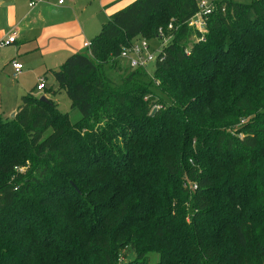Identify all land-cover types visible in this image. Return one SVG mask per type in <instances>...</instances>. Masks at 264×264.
I'll use <instances>...</instances> for the list:
<instances>
[{"label":"trees","instance_id":"obj_1","mask_svg":"<svg viewBox=\"0 0 264 264\" xmlns=\"http://www.w3.org/2000/svg\"><path fill=\"white\" fill-rule=\"evenodd\" d=\"M197 2L134 0L53 70L76 121L32 91L0 117V264H264V0L202 40ZM170 20L162 61L119 57Z\"/></svg>","mask_w":264,"mask_h":264},{"label":"crops","instance_id":"obj_2","mask_svg":"<svg viewBox=\"0 0 264 264\" xmlns=\"http://www.w3.org/2000/svg\"><path fill=\"white\" fill-rule=\"evenodd\" d=\"M31 1L35 3L30 5ZM59 1L0 0V38L15 37L12 43L0 47V101L8 112L0 117L15 113L21 97L30 91L53 100L58 107L62 91L45 92L56 87L52 71L69 55L87 50L83 43L99 32L89 26L97 23L101 28L111 13L134 0ZM12 61L22 64L19 71H15ZM40 78L45 87L37 90Z\"/></svg>","mask_w":264,"mask_h":264},{"label":"built area","instance_id":"obj_3","mask_svg":"<svg viewBox=\"0 0 264 264\" xmlns=\"http://www.w3.org/2000/svg\"><path fill=\"white\" fill-rule=\"evenodd\" d=\"M59 2H61V0ZM34 3L35 1H31L29 4L33 5ZM214 8V0H198L197 11L187 21V24L190 28H193L194 30L202 34L198 38L196 37V40L204 39L203 33L207 31V17L214 10ZM175 28H177V26L175 25L174 21L170 20L165 28L158 27L157 35L153 41H150L145 37H138L133 39L127 46L122 47L119 57L124 60L131 68L141 67L148 70V66L151 63L162 61L164 59V47L171 39V31ZM14 39V35L0 38V47L12 43ZM83 46L88 48L90 46V41H85L83 43ZM12 65L15 71H19L22 67V64L16 61H12ZM44 87L45 84L43 78H40L39 82L36 85V89L41 90Z\"/></svg>","mask_w":264,"mask_h":264},{"label":"rangeland","instance_id":"obj_4","mask_svg":"<svg viewBox=\"0 0 264 264\" xmlns=\"http://www.w3.org/2000/svg\"><path fill=\"white\" fill-rule=\"evenodd\" d=\"M238 1H245V2H249V0H238ZM100 25L95 23V25L89 26V29L92 28L93 30L97 29L99 31V27ZM194 40V39H193ZM189 45L191 43V41L188 42ZM151 67V65L148 66V68ZM149 70V69H148ZM58 109L62 112H68L69 114V118L71 122L76 121L77 119L80 118L81 114L80 112L75 109V108H71L70 106V99L67 97V95L65 93L62 92V94L59 96L58 95ZM155 107V105H153ZM3 108H7L5 103H3L2 101H0V115L1 116H6L8 115L7 111H4ZM150 264H154L155 261L158 259V254L157 253H150ZM133 254L132 253H128L126 256V259L128 258H132Z\"/></svg>","mask_w":264,"mask_h":264},{"label":"water","instance_id":"obj_5","mask_svg":"<svg viewBox=\"0 0 264 264\" xmlns=\"http://www.w3.org/2000/svg\"><path fill=\"white\" fill-rule=\"evenodd\" d=\"M40 99H42V100H47V98H46L44 95H41V96H40ZM155 110H156V107H153V109H152V111H151V114H153V112H155ZM14 114H15V113H11V114H10V117H13ZM72 185H73V184H72Z\"/></svg>","mask_w":264,"mask_h":264}]
</instances>
